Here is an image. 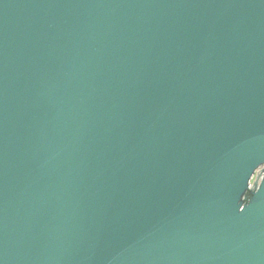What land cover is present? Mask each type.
Instances as JSON below:
<instances>
[{"label":"water","instance_id":"95a60500","mask_svg":"<svg viewBox=\"0 0 264 264\" xmlns=\"http://www.w3.org/2000/svg\"><path fill=\"white\" fill-rule=\"evenodd\" d=\"M0 264H264V0H0Z\"/></svg>","mask_w":264,"mask_h":264},{"label":"trees","instance_id":"16d2710c","mask_svg":"<svg viewBox=\"0 0 264 264\" xmlns=\"http://www.w3.org/2000/svg\"><path fill=\"white\" fill-rule=\"evenodd\" d=\"M250 194H251V192L250 191H247L246 193H245V195L243 196V200H244V202H247L248 201V199L250 198Z\"/></svg>","mask_w":264,"mask_h":264},{"label":"built area","instance_id":"2783aa9c","mask_svg":"<svg viewBox=\"0 0 264 264\" xmlns=\"http://www.w3.org/2000/svg\"><path fill=\"white\" fill-rule=\"evenodd\" d=\"M255 177H256V176L254 175V177L252 178V182L255 180Z\"/></svg>","mask_w":264,"mask_h":264}]
</instances>
